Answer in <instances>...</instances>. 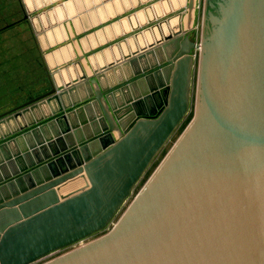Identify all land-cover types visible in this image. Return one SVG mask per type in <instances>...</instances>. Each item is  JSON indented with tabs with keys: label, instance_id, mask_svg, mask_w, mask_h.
<instances>
[{
	"label": "water",
	"instance_id": "95a60500",
	"mask_svg": "<svg viewBox=\"0 0 264 264\" xmlns=\"http://www.w3.org/2000/svg\"><path fill=\"white\" fill-rule=\"evenodd\" d=\"M222 1L201 42L187 0L188 25L99 67L81 54L66 82L44 64L0 113V264L109 229L189 112L196 63L195 116L120 220L45 264H264V0Z\"/></svg>",
	"mask_w": 264,
	"mask_h": 264
},
{
	"label": "crops",
	"instance_id": "0c3cea01",
	"mask_svg": "<svg viewBox=\"0 0 264 264\" xmlns=\"http://www.w3.org/2000/svg\"><path fill=\"white\" fill-rule=\"evenodd\" d=\"M41 1L48 4L56 0H34L35 3ZM167 2L171 4V0H60L55 6L34 16L45 13L38 23H34L32 17L33 30L44 50L63 42L43 54L45 66L54 73L59 83L66 82L75 77L78 70L80 72L77 61L81 54L86 56L85 60H81L85 66L99 67L156 41L160 37L147 35L158 21L169 20L178 16L179 12L184 24L187 0H176L177 9L160 18L148 17L152 16L149 14L152 9L163 7ZM61 70H66L68 75L57 76L56 73Z\"/></svg>",
	"mask_w": 264,
	"mask_h": 264
},
{
	"label": "rangeland",
	"instance_id": "374dc122",
	"mask_svg": "<svg viewBox=\"0 0 264 264\" xmlns=\"http://www.w3.org/2000/svg\"><path fill=\"white\" fill-rule=\"evenodd\" d=\"M207 1L208 0H197V5L194 11V26L198 28V32L203 34V39ZM59 2L60 0L52 1L48 4L42 5L41 7L28 11L29 8L25 0H0V113L12 108L15 104L23 102L28 97L41 92L44 88L42 86L45 85L46 80L42 67L44 65L43 54L63 42L56 44L52 48L44 50L41 45H39V36H37L35 30H33L34 23L32 22V17L36 16L39 12L45 9L55 6ZM195 35L196 32L193 31V36L196 37ZM47 71L51 73L50 70L47 69ZM198 71V63H196L192 75L189 112L173 133L169 141L154 159L141 180L135 186L132 195L122 206L109 229H111V227L120 220L126 209L132 203L134 197L145 186L156 168L166 158L168 153L179 141L193 120L198 103ZM108 230L96 234L66 249L54 252L33 264H45L50 262L69 251L94 241L107 233Z\"/></svg>",
	"mask_w": 264,
	"mask_h": 264
},
{
	"label": "bare ground",
	"instance_id": "6f19581e",
	"mask_svg": "<svg viewBox=\"0 0 264 264\" xmlns=\"http://www.w3.org/2000/svg\"><path fill=\"white\" fill-rule=\"evenodd\" d=\"M51 1V0H50ZM28 8L30 10H33L34 8H37V7H40L42 6L44 3L41 2H38V3H35L34 0H25ZM60 7V6H58ZM178 7V4L176 2V0H171V4L169 2L165 3L162 6L158 7V8H154L152 9L149 14L152 15V16H148L152 19L154 18H160L162 17L164 14H166L168 11H171V10H174L175 8L177 9ZM175 9V10H176ZM61 12V11H59ZM45 13H42L41 15H39L38 17H34L33 20H34V23H38L40 20V18L44 15ZM178 16H174L172 17L171 19L169 20H165V21H161V24L159 25V28H156V26L153 28V31L151 33H149L147 36H157L158 37H161L163 34H166L167 32H169L170 30H176L179 26V23H181L182 19H181V16H182V13L179 14V12L177 13ZM60 16L61 18H64V15L62 13H60ZM183 17V16H182ZM141 18L143 19L144 16ZM149 19V18H148ZM184 24L185 26L189 24L188 20H187V15L185 14L184 15ZM63 28V27H62ZM61 29V28H60ZM159 39V38H158ZM201 55V54H200ZM77 67L79 68V65L77 64ZM199 69V67H198ZM74 71H76L74 69ZM79 72V70H78ZM57 76H64L66 77L68 74H66V70L65 71H58L56 73ZM77 74L75 73L74 76H76ZM58 79V78H56Z\"/></svg>",
	"mask_w": 264,
	"mask_h": 264
},
{
	"label": "built area",
	"instance_id": "2783aa9c",
	"mask_svg": "<svg viewBox=\"0 0 264 264\" xmlns=\"http://www.w3.org/2000/svg\"><path fill=\"white\" fill-rule=\"evenodd\" d=\"M202 22H203V19H202ZM192 30L196 32V35H195L196 36V42H201L202 33L198 32V28L195 26H193ZM198 56H199V47L195 51V57H198Z\"/></svg>",
	"mask_w": 264,
	"mask_h": 264
},
{
	"label": "flooded vegetation",
	"instance_id": "af4514ba",
	"mask_svg": "<svg viewBox=\"0 0 264 264\" xmlns=\"http://www.w3.org/2000/svg\"><path fill=\"white\" fill-rule=\"evenodd\" d=\"M222 2H223L224 5L228 4L227 0H223Z\"/></svg>",
	"mask_w": 264,
	"mask_h": 264
},
{
	"label": "trees",
	"instance_id": "16d2710c",
	"mask_svg": "<svg viewBox=\"0 0 264 264\" xmlns=\"http://www.w3.org/2000/svg\"><path fill=\"white\" fill-rule=\"evenodd\" d=\"M45 73V72H44Z\"/></svg>",
	"mask_w": 264,
	"mask_h": 264
}]
</instances>
